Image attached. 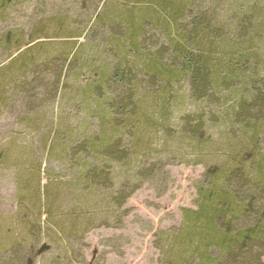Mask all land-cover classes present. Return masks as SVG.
<instances>
[{"label":"rangeland","instance_id":"1","mask_svg":"<svg viewBox=\"0 0 264 264\" xmlns=\"http://www.w3.org/2000/svg\"><path fill=\"white\" fill-rule=\"evenodd\" d=\"M0 1V34L27 26L23 43H31L0 64V81L8 79L0 82V264H165L163 236L177 232L182 209L196 207L206 170L243 153V139L234 126L240 91L222 107L212 108L199 144L182 135L180 118L208 109L193 98L184 80L172 84L169 102L160 86L149 87L147 80L148 92L140 96L150 104L155 95L158 102L157 110L143 113H155L147 132L145 125L132 135L114 129L88 91L105 64L94 52L105 51L110 29L95 24L87 31V43L84 37L61 33L56 21L48 22L69 16L71 8L78 14L70 16V30L75 21L83 25L88 15L76 5L69 7L64 0H47L46 7L41 3L46 0ZM52 1L64 2L63 8L48 15ZM132 2L106 0L108 9L102 4L98 14L106 17L115 8L133 7ZM164 2L173 9L184 4L187 15L199 13L211 20L218 37L205 46H213L206 50L212 57L225 44L224 52L251 53L255 57L249 65L259 61L264 66V0ZM238 36L251 40L250 49L234 50ZM61 48L79 49L81 61L63 77L60 92L54 76L31 73L35 68L18 85L13 83L12 73L21 62L40 49L53 53ZM1 54L0 49V60ZM103 135L113 141L112 149L101 147ZM83 146L92 149L81 151ZM107 150L111 156L105 155Z\"/></svg>","mask_w":264,"mask_h":264},{"label":"trees","instance_id":"2","mask_svg":"<svg viewBox=\"0 0 264 264\" xmlns=\"http://www.w3.org/2000/svg\"><path fill=\"white\" fill-rule=\"evenodd\" d=\"M64 1L69 3V7L76 5L82 8L89 19L83 25L75 21L74 30H70V25L74 24L70 16H75L76 12L71 8L69 16L65 15L60 20L48 19V22L56 21V25L61 26V33L84 37L87 43H91L87 31L92 26L105 25L110 29L105 51L100 54L97 50L94 52L95 56L104 57L105 64L88 91L114 129L123 128L132 135L145 125L147 132L151 129L153 117L150 115L154 111L148 117L143 113L157 110L154 107L158 105L155 95L150 104L147 98L140 96L146 91L148 81L149 87L160 86L159 90L165 96L162 97L169 102L172 84L184 80L189 83L193 98L208 109L199 111V115L180 118L182 135L199 144L203 140L205 123L211 120L212 108L215 111L222 107L226 99L234 98L236 91H240L234 126L243 139L240 141L243 153L231 156L222 167L206 170L197 188L196 207L182 209L177 232L163 236V263L264 264V66L259 61L250 66L248 61L255 55L240 52L250 49L252 43L251 40L239 39L243 25L238 40L233 44L234 50L240 52L239 56L224 52L227 47L222 44L220 53L212 57L206 50L213 46H205L209 39L218 37L212 30L211 20L199 13L187 15L184 4L173 9L164 0H128L133 1V7L115 8L104 17L98 13L102 4L104 9H108L106 0ZM41 3L46 7L47 0ZM51 3V13L48 14L47 10L45 16L55 15V11L62 10L64 4ZM26 27L0 34L1 55H4L0 64L9 60L14 50L31 44L25 46L23 43L28 32ZM36 32H32L34 36ZM41 50L20 63L16 74L12 73L15 81H11L18 85V81L30 73L29 69L35 68L31 73L54 76L60 92L63 77L70 76L77 65L79 67L81 52L68 48L53 53ZM7 80L2 78L0 82L6 84ZM115 123H122V127ZM101 145L112 149L113 141L103 135ZM89 147L83 146L81 151L91 150ZM75 148L71 151L74 152ZM111 154L107 150L105 155ZM87 173L88 177L96 179L94 172Z\"/></svg>","mask_w":264,"mask_h":264}]
</instances>
